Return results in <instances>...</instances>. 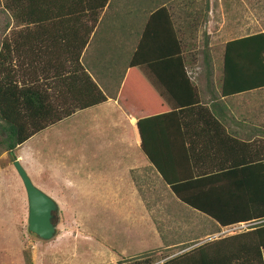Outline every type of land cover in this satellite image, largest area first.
Here are the masks:
<instances>
[{"label": "crops", "instance_id": "0c3cea01", "mask_svg": "<svg viewBox=\"0 0 264 264\" xmlns=\"http://www.w3.org/2000/svg\"><path fill=\"white\" fill-rule=\"evenodd\" d=\"M110 3L106 0L96 13L95 7L86 5L69 15L55 16L51 24L48 19L37 27L14 28L15 39L9 28L4 32L10 46H17L21 52L19 64L30 68L25 69L24 80L36 66V81L48 83L47 90L58 94L61 82L55 75L72 72L77 60L104 94L100 102L75 109L42 128L69 122L70 145L87 148L85 156L75 149L70 150L71 154L79 157L77 162L92 164L87 169L91 194H131L129 202L120 204L132 217L129 220L134 228L139 227V220H144L141 228L145 232L148 222L154 224L167 247L196 242L209 231L188 238L189 242L185 238L172 241L173 233L166 231L170 237H162L160 225L154 223L161 220L170 227L176 222L188 227L183 233H192L201 226L210 230L215 221L181 202L163 182L141 149L137 119L153 116L148 122L153 127L148 148L157 161L170 164L168 170L175 174L202 177L205 186L215 184L208 180L211 174L237 162L264 161V85L227 95L220 91L224 42L255 31L224 39L215 55L210 50L196 52L191 42L199 28L200 15L191 14L198 8L197 0H135L130 2L129 13L116 0L112 14ZM118 10L122 18H117ZM31 50L37 54L30 56ZM182 71L196 86L198 102L203 107L190 105L192 95ZM54 78L57 87L53 88ZM64 132H60L61 136ZM25 148L30 151V147ZM143 161L144 169L160 183L158 188L147 172L133 176L142 171ZM122 174L133 178L128 183ZM155 202L162 203L163 209ZM183 233L175 234L183 237Z\"/></svg>", "mask_w": 264, "mask_h": 264}, {"label": "rangeland", "instance_id": "374dc122", "mask_svg": "<svg viewBox=\"0 0 264 264\" xmlns=\"http://www.w3.org/2000/svg\"><path fill=\"white\" fill-rule=\"evenodd\" d=\"M131 1L134 3L135 0H119L121 6L125 8L124 12L129 13ZM199 1L200 25L198 30H195L191 42L196 52L210 50L215 55L224 39L232 35L264 30V0H207L206 12L202 10L203 0ZM115 3L116 0H111L110 14ZM118 16L122 18L120 11L117 18ZM3 21L4 17L0 14V26ZM218 27L219 31H215ZM6 34L5 38L8 40ZM17 54L18 58L21 52ZM199 55L201 57V54ZM13 56L11 57L15 61L11 59L9 65L11 64L14 78L19 83L24 79L25 69L30 68L26 65L22 67ZM37 69L36 66L33 69L35 76ZM64 122L65 125L60 123L59 126L34 132L10 153L0 150V264H139L138 262L144 260L142 256L146 254L150 255L146 257L151 261L149 264H156L192 245H198L203 240L236 236L249 229L250 224L235 225L233 228L222 226L215 232L201 236L198 243L184 246L188 244L185 241L167 247L165 241L162 243L159 239L154 224L148 222L145 232L141 228L144 220H139V227L134 228L129 220L132 217L128 213L125 214V207L120 204L129 202L131 194L129 196L91 194L93 189L89 184L91 179L87 169L92 164L86 161L77 162L79 157L75 158L70 152L74 149L79 150V155L85 156L87 148L70 145L72 141L67 133L69 122ZM64 130L65 135L61 136L60 132ZM25 147H30V151ZM14 157L19 160L30 181L43 192H47L46 194L51 196L57 205L55 234L48 239H40L27 229L26 196L21 180L12 167L11 161ZM144 168L146 165L143 161L142 171L133 173V176L137 178L141 173H148ZM122 176H125L128 183L133 178L124 174ZM149 178L154 180L155 187L160 186L152 174ZM159 192L163 198L166 197L160 189ZM92 201L97 203L93 206ZM156 204L163 209L162 203ZM154 213L157 215L155 209ZM156 221L154 220V223L160 225L158 229H161L159 231L162 237H170L165 235L166 231L173 233L172 241L178 238L188 240L206 230L209 231L207 226H201L198 231L183 233L189 230L188 227H181L176 222L166 227L161 220L158 223ZM179 232L183 233L181 235L183 237L175 234ZM247 237L248 235L244 236ZM235 240L233 239V242Z\"/></svg>", "mask_w": 264, "mask_h": 264}, {"label": "trees", "instance_id": "16d2710c", "mask_svg": "<svg viewBox=\"0 0 264 264\" xmlns=\"http://www.w3.org/2000/svg\"><path fill=\"white\" fill-rule=\"evenodd\" d=\"M105 1H0V14L4 17L0 26V150L10 153L34 132L69 115L75 109L100 102L105 97L77 63V57L72 72L67 71L59 77L55 75L56 80L61 82L58 94L54 95L47 90L48 83L44 85L36 81L33 73H26L27 80L22 79L18 83L9 61L11 56L16 55L15 58L20 63L21 54L17 58V52L20 50L15 45L10 46L11 43L5 38L7 32L4 30L9 28L8 32L15 39L17 35L12 32L14 28L37 27L39 22L48 19H51V24L55 16L69 15L85 9L86 5L95 7L96 13ZM200 6L198 0V8L191 14L192 17L200 15ZM163 8L161 7V10ZM202 10H208L207 0H203ZM36 54V50L30 51V56ZM221 66L222 95L264 85V32L255 31L226 40L223 44ZM34 68L35 66H32V71ZM182 72L184 82L192 95L190 105L203 107L198 102L196 86L184 71ZM55 78L51 84L53 88L57 87ZM151 118L153 116L137 119L143 153L181 202L215 221L209 233L217 231L220 226L233 225L240 221H256L249 225V229L236 236H222L203 241L198 239L201 241H196L198 245L168 256L156 264H264V161L237 162L229 169L217 172L216 175L211 174L208 180L215 184L205 186L202 177L175 174L174 171L168 170L170 164L156 160L148 148V137L153 128L148 126ZM245 235L248 237L244 238ZM233 239L236 240L233 242ZM148 256L150 255H143L144 260L138 263L149 264L151 261L146 258Z\"/></svg>", "mask_w": 264, "mask_h": 264}, {"label": "water", "instance_id": "95a60500", "mask_svg": "<svg viewBox=\"0 0 264 264\" xmlns=\"http://www.w3.org/2000/svg\"><path fill=\"white\" fill-rule=\"evenodd\" d=\"M11 162L21 180L26 196L27 229L40 239H48L55 234L57 205L51 196L30 181L16 157L12 158Z\"/></svg>", "mask_w": 264, "mask_h": 264}, {"label": "built area", "instance_id": "2783aa9c", "mask_svg": "<svg viewBox=\"0 0 264 264\" xmlns=\"http://www.w3.org/2000/svg\"><path fill=\"white\" fill-rule=\"evenodd\" d=\"M256 221H240V222H237V223H233V225H227V226H230L231 228H233L235 225H242V224H251V223H254Z\"/></svg>", "mask_w": 264, "mask_h": 264}]
</instances>
